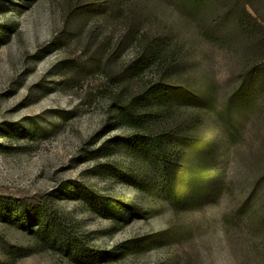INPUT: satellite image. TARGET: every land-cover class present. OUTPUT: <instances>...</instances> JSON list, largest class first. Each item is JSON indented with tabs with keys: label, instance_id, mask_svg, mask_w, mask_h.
I'll return each instance as SVG.
<instances>
[{
	"label": "rangeland",
	"instance_id": "rangeland-1",
	"mask_svg": "<svg viewBox=\"0 0 264 264\" xmlns=\"http://www.w3.org/2000/svg\"><path fill=\"white\" fill-rule=\"evenodd\" d=\"M93 1L0 0V264H264L261 251L244 252L250 246L247 233L236 243L221 226L222 214L243 203L263 179L264 125L252 119L254 115L245 114L248 121L234 138L220 136L212 121L203 128L221 139L218 156L226 153V177L217 199L210 191L202 208L173 213L152 197L142 201L113 174H101L105 166L117 168L132 161L119 150L103 152L107 140L124 134L123 129L97 137L107 118L106 83L97 74L78 83L63 82L60 75L69 58L79 53L80 44L69 37L77 9ZM180 1L164 0L157 6L164 31L172 30L184 43L180 50L189 51L198 75L210 74L221 91H231L241 69L255 56L248 57L243 40L220 45L204 39L193 17L179 10ZM101 21L100 14L85 26L92 49L110 30L120 33L115 22L108 23L109 28ZM121 53V59L128 58L131 47ZM33 125V136L14 134ZM68 182L139 207L148 202L137 213L149 212L123 216L122 211L92 209L63 195ZM258 194L264 195V187ZM186 226V233H178ZM52 232L61 236L56 239ZM75 238L81 242L78 251L107 256L86 261L71 254L62 242ZM130 242L139 247H126ZM250 242L264 250L262 235L255 234Z\"/></svg>",
	"mask_w": 264,
	"mask_h": 264
},
{
	"label": "trees",
	"instance_id": "trees-1",
	"mask_svg": "<svg viewBox=\"0 0 264 264\" xmlns=\"http://www.w3.org/2000/svg\"><path fill=\"white\" fill-rule=\"evenodd\" d=\"M162 3L164 0H94L79 6L69 34L80 44L79 53L69 58L60 75L63 82L78 83L87 75L97 74L106 83L107 118L97 137L123 129L124 134L107 140L103 152L119 150L132 161L117 168L105 166L101 174H113L114 179L135 189L142 201L152 197L173 213L191 212L203 207L210 191L216 192L217 199L225 185L226 153L218 156L221 139L214 133L206 134L203 128L212 121L220 136L234 138L248 121L245 114L254 115L252 119L264 125V0L180 1L179 10L193 17L204 39L220 45L243 40L250 50L248 57L255 56L227 93L210 74L198 75L189 51L180 50L184 43L172 30L164 31L163 17L156 12ZM100 14L101 25L115 22L120 33L115 35L110 30L107 38L95 40L99 47L92 49L88 35H84L85 26ZM127 47L132 53L121 59V50ZM34 126L18 128L14 134L33 136ZM6 135L12 134L7 131ZM218 165L220 169L214 171ZM262 178L243 203L221 216L223 230L236 243L240 234H248L250 246L244 252L251 255L260 251L264 255L258 244L250 242L255 234L264 237V195L258 194L264 187V173ZM62 191L65 197L76 198L92 209L122 211L123 216L136 215L138 209L150 205L147 202L139 207L121 197L96 195L90 186L74 182H68ZM48 225L44 227L48 229ZM187 228H178V233L183 235ZM52 234L56 239L61 236L60 232ZM80 243L75 238L62 242V246L86 261L96 257L103 261L107 256L94 255L89 249L78 251ZM130 245L139 247L134 242L126 247Z\"/></svg>",
	"mask_w": 264,
	"mask_h": 264
}]
</instances>
